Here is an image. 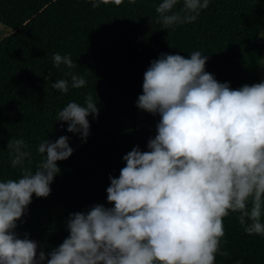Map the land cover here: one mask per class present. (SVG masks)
I'll return each instance as SVG.
<instances>
[{
    "label": "clouds",
    "instance_id": "clouds-1",
    "mask_svg": "<svg viewBox=\"0 0 264 264\" xmlns=\"http://www.w3.org/2000/svg\"><path fill=\"white\" fill-rule=\"evenodd\" d=\"M123 0H114L119 5ZM134 3L135 0H129ZM109 0H91L92 8ZM161 0L156 22L174 31L194 23L209 0ZM207 55L190 58L165 55L144 73L136 107L159 114L156 135L148 151L134 147L118 178L109 177L107 202L87 213L70 214L68 237L46 254L35 241L17 235V221L26 213L33 194L46 198L59 173L57 161L73 152L68 137L41 141L43 157L33 171L32 153L23 138H10L11 165L18 179L0 181V264H215L224 237L223 218L239 213L248 235L264 236V81L233 90L205 72ZM53 65L74 69L70 55L53 56ZM71 87L86 85L83 76L65 72ZM52 88L69 91V80ZM99 109L91 94L83 105L73 101L55 121L66 122L69 133L89 135L88 116ZM251 201V208L248 204ZM248 221V222H246Z\"/></svg>",
    "mask_w": 264,
    "mask_h": 264
},
{
    "label": "trees",
    "instance_id": "trees-1",
    "mask_svg": "<svg viewBox=\"0 0 264 264\" xmlns=\"http://www.w3.org/2000/svg\"><path fill=\"white\" fill-rule=\"evenodd\" d=\"M161 0H114L92 8L91 0H0V25L10 33L0 40V181L18 179L21 168L11 165L10 138H23L36 170L43 159L36 152L47 139L68 137L72 155L57 161L59 173L50 194H33L15 232L27 234L47 254L68 237L70 214L87 213L107 202L109 177L118 178L123 157L134 147L148 151L156 135L159 114L136 107L144 73L161 54L190 58L194 51L207 55L205 72L233 90L264 81V43L257 41L264 22V0H209L194 23L174 31L156 22ZM182 6L177 5V10ZM70 55L77 65H53V56ZM83 76L86 85L71 87L65 72ZM69 80V91L52 88L58 79ZM93 96L98 115L88 116L89 135L67 131L55 121L69 102L84 104ZM264 200V197H262ZM251 201L248 204L250 209ZM239 213L223 218L224 237L215 264H264V236L248 235ZM248 222V221H246ZM261 222L264 223V214Z\"/></svg>",
    "mask_w": 264,
    "mask_h": 264
},
{
    "label": "rangeland",
    "instance_id": "rangeland-1",
    "mask_svg": "<svg viewBox=\"0 0 264 264\" xmlns=\"http://www.w3.org/2000/svg\"><path fill=\"white\" fill-rule=\"evenodd\" d=\"M9 33H10V30H9V29H7V28H5V27H3V26L0 25V40H1L2 38H4L6 35H8ZM257 41H258L259 43H264V22H263V25H262L261 31H260V33H259V35H258ZM261 71H262V73L264 74V63H263L262 66H261ZM37 245H38V244H37ZM40 250H42V249L38 246V252H39ZM45 264H46V261H45Z\"/></svg>",
    "mask_w": 264,
    "mask_h": 264
}]
</instances>
